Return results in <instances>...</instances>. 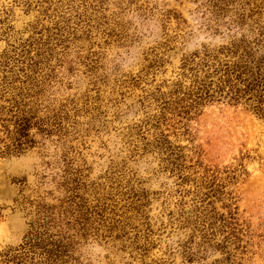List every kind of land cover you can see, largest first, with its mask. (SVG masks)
<instances>
[{
	"label": "rangeland",
	"instance_id": "374dc122",
	"mask_svg": "<svg viewBox=\"0 0 264 264\" xmlns=\"http://www.w3.org/2000/svg\"><path fill=\"white\" fill-rule=\"evenodd\" d=\"M242 39L264 53V0H0V260L44 206L76 264H264V118L163 114Z\"/></svg>",
	"mask_w": 264,
	"mask_h": 264
},
{
	"label": "trees",
	"instance_id": "16d2710c",
	"mask_svg": "<svg viewBox=\"0 0 264 264\" xmlns=\"http://www.w3.org/2000/svg\"><path fill=\"white\" fill-rule=\"evenodd\" d=\"M220 54H226L225 59ZM205 74H195L192 85L183 90L180 82L169 92L171 98L163 102V114L172 109L191 119L201 105L215 101L243 104L247 109L264 118V53L246 39L222 47L218 53L206 54ZM167 99V98H165ZM164 116V115H163ZM15 129L10 132L13 149L21 152L26 145L35 143L31 129L36 125L34 117L24 112L14 115ZM46 131L45 124L41 125ZM164 148L174 154L171 142L160 140ZM11 146V145H10ZM39 216L30 222V228L22 242L2 252L3 264H76L75 244L54 213L43 206Z\"/></svg>",
	"mask_w": 264,
	"mask_h": 264
}]
</instances>
